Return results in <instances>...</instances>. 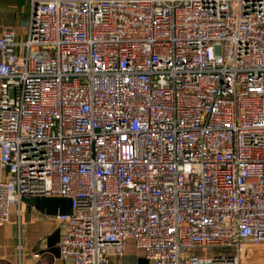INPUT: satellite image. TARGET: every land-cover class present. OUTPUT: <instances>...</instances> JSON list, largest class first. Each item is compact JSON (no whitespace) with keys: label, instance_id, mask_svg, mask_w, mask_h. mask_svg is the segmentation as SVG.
<instances>
[{"label":"built area","instance_id":"1","mask_svg":"<svg viewBox=\"0 0 264 264\" xmlns=\"http://www.w3.org/2000/svg\"><path fill=\"white\" fill-rule=\"evenodd\" d=\"M0 32V224L69 201L72 264L264 251V0H30Z\"/></svg>","mask_w":264,"mask_h":264},{"label":"crops","instance_id":"2","mask_svg":"<svg viewBox=\"0 0 264 264\" xmlns=\"http://www.w3.org/2000/svg\"><path fill=\"white\" fill-rule=\"evenodd\" d=\"M30 12V0H0V32L12 29ZM11 15H16L13 18ZM29 16V15H28ZM15 22V23H14ZM16 33V32H15ZM5 171L0 167V180ZM70 212L65 198L37 195L23 199L9 209V220L0 224V264H72L59 250L64 225L56 216ZM120 264H146L141 254L127 246ZM246 264H264L261 256L250 253Z\"/></svg>","mask_w":264,"mask_h":264},{"label":"rangeland","instance_id":"3","mask_svg":"<svg viewBox=\"0 0 264 264\" xmlns=\"http://www.w3.org/2000/svg\"><path fill=\"white\" fill-rule=\"evenodd\" d=\"M28 13H27V15H25L23 18L24 19H26L27 17H28ZM13 18H17V16L16 15H11ZM20 17H18L17 18V22H16V25H15V28H14V30H15V32H16V34L18 35V36H20V39L22 40V39H24V35H23V28H22V22H19V20H21V19H19ZM28 20V19H27ZM15 23V22H14Z\"/></svg>","mask_w":264,"mask_h":264}]
</instances>
